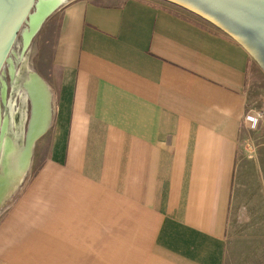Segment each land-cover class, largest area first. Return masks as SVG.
Returning a JSON list of instances; mask_svg holds the SVG:
<instances>
[{"label":"crops","instance_id":"0c3cea01","mask_svg":"<svg viewBox=\"0 0 264 264\" xmlns=\"http://www.w3.org/2000/svg\"><path fill=\"white\" fill-rule=\"evenodd\" d=\"M40 31L51 124L0 264H264L249 52L166 0H67Z\"/></svg>","mask_w":264,"mask_h":264},{"label":"water","instance_id":"95a60500","mask_svg":"<svg viewBox=\"0 0 264 264\" xmlns=\"http://www.w3.org/2000/svg\"><path fill=\"white\" fill-rule=\"evenodd\" d=\"M65 1L56 3L43 14L32 37L38 33L43 22ZM166 1L198 15L235 39L264 70V0ZM39 4V0H0V71L23 24H27L31 16L39 12ZM34 74L32 86L27 85L32 93L33 91L36 93L35 102L31 103V117L24 138L25 148L20 168L23 171L29 168L36 141L49 129L52 117V95L49 86L36 71ZM2 136L1 128L0 141ZM1 170L3 172L0 173V202L12 181L6 164H3Z\"/></svg>","mask_w":264,"mask_h":264},{"label":"rangeland","instance_id":"374dc122","mask_svg":"<svg viewBox=\"0 0 264 264\" xmlns=\"http://www.w3.org/2000/svg\"><path fill=\"white\" fill-rule=\"evenodd\" d=\"M25 27H26V23L23 24L17 36V39L7 57V60L5 61L0 71V117L4 116L5 113L7 112V107L5 103L6 100L2 97L3 82H7V85H8V88H7L8 90L7 98L8 99L7 100L14 98L17 108H20L24 116L26 115L27 117V119L26 120L24 119L22 122L24 129H25V134H26V131L28 129V123H29L28 120L31 117V103H29L26 99H23L24 97L22 95H19L20 93H19L18 87L14 89L16 85L12 81L11 66L13 65L16 70H19L22 67V65L25 64L28 67L34 68V70L41 76L40 68H41L42 58H41L40 51H39V48H40L39 41L41 37V31L38 32L33 37L30 43V46L26 50H24L23 45H22V42H23L22 38H23V30L25 29ZM251 59H252L251 61H252L253 67H252V73L249 76L248 88H247L249 102L252 105L258 106L259 108L261 107L264 108V70L260 67V65L253 58ZM15 126H16L15 129L17 130V127L19 126L18 125H15ZM40 138L36 141L28 171L25 172L21 182L17 184V187H14V188L9 187L10 189L8 188L7 193H5L2 201L0 202V217L2 216L3 211L6 210L13 203V201H15L16 197L21 193L27 181L29 180V178L35 175L36 170L38 169V166L40 163L39 160L41 159V156L39 155V153L36 152L37 145L39 144V141L41 140ZM256 139L257 140H255L254 142H256L257 144L259 145L264 144V134H260L256 136ZM0 155H1V151H0ZM1 171L2 170L0 167V173ZM15 182L16 181H14V183Z\"/></svg>","mask_w":264,"mask_h":264},{"label":"bare ground","instance_id":"6f19581e","mask_svg":"<svg viewBox=\"0 0 264 264\" xmlns=\"http://www.w3.org/2000/svg\"><path fill=\"white\" fill-rule=\"evenodd\" d=\"M39 1H40L39 12L31 16L30 21L26 24V27L23 30L22 45H23L24 50H26L30 46V43L33 39L32 35L36 27L38 26L43 14L47 12L48 9L55 6L56 3L63 2L65 0H47V1L39 0ZM34 73H35L34 68L28 67L25 64H23L19 70H16L13 65L11 66L12 81L16 85L14 89L18 87L20 95L24 97L23 99L28 100L29 103H32V101L35 102L34 93L36 92L33 91L34 93H32L31 88L29 89L28 87L30 85L32 86L31 83H33V79L35 78ZM7 88H8L7 82H3L2 97L6 100L5 103L7 107V112L5 113L4 116L0 117V131H1V128L3 129V136H2V140L0 141V151H1L0 167L2 169L3 164H6L7 169L11 175V180L16 181L15 183L14 181L13 182L11 181L12 183H10L8 188L9 187L14 188V187H17V184L21 182L26 172L20 169L22 165V160H23L22 159L23 151L25 148V142H24L25 129L22 128L21 126L19 128L17 127V130L14 128L15 126L14 124L15 121H13V119H15L13 118L14 105L11 99L7 100L8 99L7 98V92H8ZM51 108H52V105H51ZM21 116L23 118V114ZM46 122L47 123L49 122V117L46 120ZM33 151H34V148H33ZM17 169H19L20 171H18ZM28 169L26 170L28 171Z\"/></svg>","mask_w":264,"mask_h":264},{"label":"built area","instance_id":"2783aa9c","mask_svg":"<svg viewBox=\"0 0 264 264\" xmlns=\"http://www.w3.org/2000/svg\"><path fill=\"white\" fill-rule=\"evenodd\" d=\"M247 118H249L254 127H258L259 123H264V108H253L247 114Z\"/></svg>","mask_w":264,"mask_h":264},{"label":"flooded vegetation","instance_id":"af4514ba","mask_svg":"<svg viewBox=\"0 0 264 264\" xmlns=\"http://www.w3.org/2000/svg\"><path fill=\"white\" fill-rule=\"evenodd\" d=\"M18 93V92H17ZM19 94V93H18ZM20 95V94H19ZM20 97V96H19ZM21 98V97H20ZM11 101L13 102V105H14V116H13V118H15V119H13V121H15L14 122V124L15 125H18L19 127L21 126L22 128H24V126H22L23 124H22V122H23V120H24V118H25V120L27 119V117H26V115L24 116V114H23V112H22V110L20 109V108H17V106H16V102L14 101V98H12L11 99ZM28 101V100H27ZM29 102V101H28ZM17 109H18V111H17ZM23 114V118H22V114ZM21 118V119H20ZM16 126H14V128H15ZM18 127V128H19Z\"/></svg>","mask_w":264,"mask_h":264}]
</instances>
